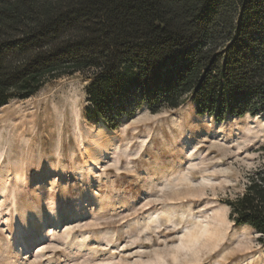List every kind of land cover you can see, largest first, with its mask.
<instances>
[{
  "label": "rangeland",
  "instance_id": "374dc122",
  "mask_svg": "<svg viewBox=\"0 0 264 264\" xmlns=\"http://www.w3.org/2000/svg\"><path fill=\"white\" fill-rule=\"evenodd\" d=\"M89 84L61 78L0 108V264H264V238L225 204L262 162L264 114L217 122L186 97L152 114L126 93L110 129L86 115Z\"/></svg>",
  "mask_w": 264,
  "mask_h": 264
},
{
  "label": "trees",
  "instance_id": "16d2710c",
  "mask_svg": "<svg viewBox=\"0 0 264 264\" xmlns=\"http://www.w3.org/2000/svg\"><path fill=\"white\" fill-rule=\"evenodd\" d=\"M77 74L90 83L86 115L110 129L131 99L155 114L186 97L217 122L262 115L264 0H0V108ZM260 152L225 204L264 238Z\"/></svg>",
  "mask_w": 264,
  "mask_h": 264
},
{
  "label": "bare ground",
  "instance_id": "6f19581e",
  "mask_svg": "<svg viewBox=\"0 0 264 264\" xmlns=\"http://www.w3.org/2000/svg\"><path fill=\"white\" fill-rule=\"evenodd\" d=\"M246 116H248V115H246ZM246 116H245V118H246ZM202 118L205 119V118H210V117H208L207 115H204V116H202ZM102 127H103L102 131H93V130H91L90 137H91L92 141H95L97 143H102L103 132H106L108 135H110L111 132H109V130H107L104 126H102ZM102 145L103 144H100L98 149H93L92 151H88V150L85 149V155L89 159V161H91V159H90L91 155L95 156V157H98L101 154V151L99 149L103 148ZM243 228H246V227H243ZM206 233H207V231H205V230L202 231V232L194 231V232L189 234V236L187 237V240H188L189 243L196 242V241H198L199 238H201Z\"/></svg>",
  "mask_w": 264,
  "mask_h": 264
}]
</instances>
